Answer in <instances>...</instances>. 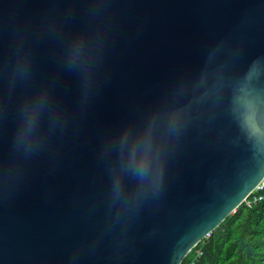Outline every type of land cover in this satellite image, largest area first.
Returning a JSON list of instances; mask_svg holds the SVG:
<instances>
[{"label":"water","instance_id":"water-1","mask_svg":"<svg viewBox=\"0 0 264 264\" xmlns=\"http://www.w3.org/2000/svg\"><path fill=\"white\" fill-rule=\"evenodd\" d=\"M98 34L104 54L84 113L39 150L0 126V264H181L264 178L257 125L231 113L194 119L163 158L158 194L132 178L117 201L110 145L177 103L219 50L237 71L264 57V0H0V60L33 46L37 81L56 72L57 32ZM71 113L78 82L61 76Z\"/></svg>","mask_w":264,"mask_h":264},{"label":"clouds","instance_id":"clouds-1","mask_svg":"<svg viewBox=\"0 0 264 264\" xmlns=\"http://www.w3.org/2000/svg\"><path fill=\"white\" fill-rule=\"evenodd\" d=\"M54 43L58 48L56 72L43 81H37L29 41L17 45L10 58L0 60V126L14 109V148L39 150L49 139L66 132L75 116L87 109L97 88L104 54L99 35L80 31L65 36L57 32ZM63 75L73 76L78 82V99L71 113L61 98ZM261 102L264 57L237 71L230 58L218 49L212 50L198 79L190 87H183L175 105L150 114L135 131L125 128L118 141L109 146L116 153L112 169L114 197L117 201L122 198L127 178L136 181L137 198L148 192L158 194L168 142L178 139L194 119L228 112L242 127L251 128L257 125Z\"/></svg>","mask_w":264,"mask_h":264},{"label":"trees","instance_id":"trees-1","mask_svg":"<svg viewBox=\"0 0 264 264\" xmlns=\"http://www.w3.org/2000/svg\"><path fill=\"white\" fill-rule=\"evenodd\" d=\"M260 194L256 203L248 196L181 264H264V192Z\"/></svg>","mask_w":264,"mask_h":264},{"label":"built area","instance_id":"built-area-1","mask_svg":"<svg viewBox=\"0 0 264 264\" xmlns=\"http://www.w3.org/2000/svg\"><path fill=\"white\" fill-rule=\"evenodd\" d=\"M264 192V178L262 181L256 186V188L253 190V192L250 195H253V203H256L257 201L262 199V196L260 193ZM249 195V196H250ZM209 234L206 236L208 237ZM198 256L200 255V252H197ZM190 264H195V262H191Z\"/></svg>","mask_w":264,"mask_h":264}]
</instances>
